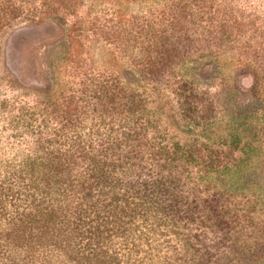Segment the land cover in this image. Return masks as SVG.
Returning <instances> with one entry per match:
<instances>
[{
	"label": "rangeland",
	"instance_id": "1",
	"mask_svg": "<svg viewBox=\"0 0 264 264\" xmlns=\"http://www.w3.org/2000/svg\"><path fill=\"white\" fill-rule=\"evenodd\" d=\"M2 1L0 18L14 11L0 23L2 145L11 135L3 121L15 115L28 119L39 110L59 118L85 88L90 96L97 83L123 88L155 144L177 143L197 160L178 161L196 185L188 190L181 181L176 194L195 192L199 212L183 222L165 218V225L142 221L161 226L146 236L138 225V242L115 238L113 246L138 247L137 264H264V234L241 221L225 227L218 216L244 210L264 221V81L257 71L264 69V0ZM146 54L154 68L145 67ZM93 109L106 124L117 118L112 105ZM95 116L86 117V128ZM235 163L236 173L226 170Z\"/></svg>",
	"mask_w": 264,
	"mask_h": 264
},
{
	"label": "trees",
	"instance_id": "2",
	"mask_svg": "<svg viewBox=\"0 0 264 264\" xmlns=\"http://www.w3.org/2000/svg\"><path fill=\"white\" fill-rule=\"evenodd\" d=\"M12 11L0 23L13 18ZM149 59L146 54L145 67L154 68L156 61ZM257 69L264 81V69ZM95 88L92 96V88L82 90L80 101H69L59 118L37 110L28 119L18 114L3 121L11 135L6 145L0 142V264H137L139 248L126 243L114 247L113 239L134 236L138 242L142 233L151 235L161 226H140L142 221L161 219L165 225V218H197L195 192L176 194L181 181L188 190L196 185L194 177L180 174L178 161L189 165L197 160L177 143L155 144L123 88L114 92L99 83ZM188 88L179 89L186 100ZM108 105L117 118L106 124L98 114L103 111L93 107ZM89 114L98 115L86 128ZM238 167L235 163L226 170ZM226 213L218 215L225 227L245 222L263 237L264 221H254L244 210L237 216ZM138 225L142 233L135 237ZM15 254L21 259L15 260Z\"/></svg>",
	"mask_w": 264,
	"mask_h": 264
}]
</instances>
